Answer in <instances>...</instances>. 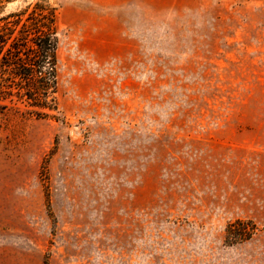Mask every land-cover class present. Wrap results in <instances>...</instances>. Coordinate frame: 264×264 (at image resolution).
<instances>
[{"label": "rangeland", "instance_id": "374dc122", "mask_svg": "<svg viewBox=\"0 0 264 264\" xmlns=\"http://www.w3.org/2000/svg\"><path fill=\"white\" fill-rule=\"evenodd\" d=\"M49 2L58 110L0 101V264H264V0Z\"/></svg>", "mask_w": 264, "mask_h": 264}, {"label": "trees", "instance_id": "16d2710c", "mask_svg": "<svg viewBox=\"0 0 264 264\" xmlns=\"http://www.w3.org/2000/svg\"><path fill=\"white\" fill-rule=\"evenodd\" d=\"M19 1L28 3L8 10ZM59 46L49 0H0V101L16 98L40 117L58 110Z\"/></svg>", "mask_w": 264, "mask_h": 264}]
</instances>
